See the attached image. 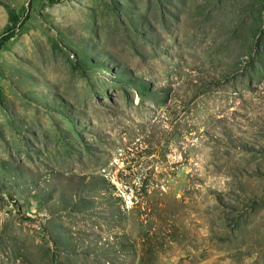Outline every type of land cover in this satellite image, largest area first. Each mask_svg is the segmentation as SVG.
Returning a JSON list of instances; mask_svg holds the SVG:
<instances>
[{"label":"rangeland","instance_id":"obj_1","mask_svg":"<svg viewBox=\"0 0 264 264\" xmlns=\"http://www.w3.org/2000/svg\"><path fill=\"white\" fill-rule=\"evenodd\" d=\"M144 253L264 264V0H0V264Z\"/></svg>","mask_w":264,"mask_h":264},{"label":"trees","instance_id":"obj_2","mask_svg":"<svg viewBox=\"0 0 264 264\" xmlns=\"http://www.w3.org/2000/svg\"><path fill=\"white\" fill-rule=\"evenodd\" d=\"M9 37H11V34H6V35H3L2 37V40H6L8 39ZM145 263V253L143 254V256L141 257V264H144Z\"/></svg>","mask_w":264,"mask_h":264}]
</instances>
